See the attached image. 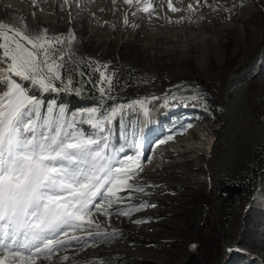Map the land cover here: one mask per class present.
<instances>
[{
	"label": "rangeland",
	"instance_id": "374dc122",
	"mask_svg": "<svg viewBox=\"0 0 264 264\" xmlns=\"http://www.w3.org/2000/svg\"><path fill=\"white\" fill-rule=\"evenodd\" d=\"M35 2L29 0L25 3L28 8H33ZM127 5L125 0H87L85 8L79 10L77 6L66 7L63 0H41L40 13L47 7H53L54 12H49L48 16L62 15L58 27L53 30L42 24L40 19L41 30H47L48 38L63 39V43L52 42L49 49L51 60L62 63L61 79L55 84L80 94L83 99L93 100L104 95L113 101L108 104L106 113L100 114L95 103L75 108L74 102L72 104L59 87L47 96L44 92L32 95L43 101L45 109L53 102L63 107L69 122L75 114L76 129L70 131L79 130L82 134L92 109L96 110V115L108 119L109 152L115 159L133 157L135 161L139 158L143 170L129 183L142 187L144 191H132L130 198L129 193L118 192L117 195L124 199L113 202L110 207L102 201V211H95L88 217L94 223L85 222L82 228H66L58 234L65 243L54 245L51 253L46 257L40 254L36 260L57 254L53 257L55 264H69L73 256L69 259L70 255H61L63 252L77 256L76 253L87 251L96 244L110 248L128 244L133 248L132 254L91 260L76 258L72 264H264V214L254 208L257 204L252 195L264 187V59L261 68L247 83L245 104L234 110V107L223 103L229 75L235 68L241 70L249 66L255 57L254 48L240 50L237 57L236 34L216 29L218 32H214V36L223 39L224 52L220 50V53L231 54L223 66L217 65L215 60L213 69L206 66L199 70L195 62L179 66L173 63L179 57L167 56L159 59L161 67H149L141 58L140 49L145 44L152 45L153 40L150 35H145L143 25L154 21L153 16L158 9L153 11L150 0H133V10L128 12L130 20L125 22ZM145 7L149 10L145 11ZM8 10L1 13L3 19L9 15ZM73 11H78V14L72 20L70 14ZM110 12L112 18L108 21L105 15ZM124 24L132 30L133 38H130L131 43L121 48L116 42ZM165 25L167 33H171L170 40H178L176 37L179 40L191 39L189 35L182 34V38L178 34V31H183L181 23L166 22ZM10 27L17 28L16 25ZM252 32L249 31L250 41L253 40ZM190 41L195 42V39ZM154 44L160 48L173 45L170 41ZM2 51L0 49V55ZM59 57H63V61ZM169 59L172 64L168 63ZM14 78L27 87V81ZM69 80L72 82L70 85ZM180 82L198 83L204 90V94L189 92L166 98L177 112L175 115H180L183 120L180 127L173 123L169 132L176 128L178 133L186 121L185 127L189 130L185 136L178 135L174 140L166 138L164 146L162 140L154 146L156 140L164 136V130L162 135L155 136L146 155L148 142L142 146L137 144L139 140L137 143L132 141L136 101L145 99L146 93L162 95ZM4 90L0 86V93ZM196 94L201 98L189 99ZM146 106L150 110L153 104L149 102ZM156 111L159 114L160 110ZM162 128L160 122L158 129ZM214 139V148L208 153V144ZM112 144H116L118 149L113 151ZM157 148L160 152L156 155ZM180 150L181 153L182 150L187 152L174 155V159H166L169 152ZM226 184L239 185L242 191L234 201H229L223 192ZM145 204L149 206L141 207ZM121 212L128 214L122 215ZM227 244L230 248L226 247Z\"/></svg>",
	"mask_w": 264,
	"mask_h": 264
},
{
	"label": "snow or ice",
	"instance_id": "6c2138e0",
	"mask_svg": "<svg viewBox=\"0 0 264 264\" xmlns=\"http://www.w3.org/2000/svg\"><path fill=\"white\" fill-rule=\"evenodd\" d=\"M125 3L132 5L133 0ZM168 7L179 11L172 0ZM52 42L63 39L48 38L47 30L29 35L0 23V86L5 89L0 93V264H36L40 254L46 257L54 245L65 243L58 234L66 228L94 223L88 217L102 211V201L110 207L124 199L118 192L130 198L132 191H144L129 183L143 170L139 158L115 159L109 152L108 119L92 109L87 122L100 135L70 131L76 129L75 114L69 122L66 110L54 102L45 109L14 78L43 92L56 91L62 63L50 58ZM200 98L196 94L189 99Z\"/></svg>",
	"mask_w": 264,
	"mask_h": 264
},
{
	"label": "bare ground",
	"instance_id": "6f19581e",
	"mask_svg": "<svg viewBox=\"0 0 264 264\" xmlns=\"http://www.w3.org/2000/svg\"><path fill=\"white\" fill-rule=\"evenodd\" d=\"M26 1H29V0H0V23L8 24L9 26L16 25L17 28L24 30L29 35H34L37 33L44 32L43 30H41L42 28L40 27V23H41L40 19L43 20L42 24L46 26H50V28L52 27L51 28L52 30L55 27H58V23L60 22L62 15L56 14L53 17L48 16L49 12H54L53 7H47L42 13H40L39 11L41 8V0H36L33 8H31L32 6L28 8L25 3ZM63 1L65 3V6L68 8L72 6H77V9L82 10L85 8V2L87 0H63ZM150 1L152 2L153 9L154 10L158 9V12L156 13V16H153L154 21L145 22V24L143 25L144 26L143 28H145L144 32H146V34L145 33L144 34L150 35V37L153 40L152 41L153 43L152 45L149 43L145 44L140 49L142 50V52L139 51L140 53H142L141 58L145 60L148 63V65H150L149 67H152V68L161 67L162 64L158 62L159 59L161 60L163 57H167V56H171L170 58H172V56L179 57V58H176L177 59L176 61L173 60L175 61L173 63L179 66H184L188 64L190 61L195 62L198 65L199 70L205 69L206 66H208L209 69L210 68L213 69L215 60H217L216 62L217 65L223 66L224 64H226L225 60H227V58L230 57L231 54L220 53V50L221 52L223 51L222 50L223 49V39L214 36V32L216 33L218 31L221 32V31L229 30L236 34V35L233 34L236 40V45H235L236 54L242 49L246 48V50H248L249 48H254L255 57L253 58L249 66L245 68L243 67V69L241 70H238V68H235L232 70V72H230L228 85L225 88V92H224L225 100L223 103L225 106L232 107V108L234 107V110L236 109V107L243 106V104H245V101H246L247 83L253 78V75H255L257 69L261 68L262 66L261 63L264 59V44H261L264 40V36H263L264 35V0H207L206 4L204 3V0H201V3L199 5L196 4V0H172V6L179 9V11H176V12H173L169 9L168 0H150ZM190 4L193 6L194 10L189 9L188 6ZM239 7H241L240 11H239ZM7 8H9L8 10L9 15H7L5 19H3V17H1V13H3V11ZM103 10H106V9H103ZM129 10H133L132 6L131 5L125 6V11H124L125 22H129L130 20L129 13H128ZM93 11L94 10H91V12ZM76 14H78V11L76 12L73 11L72 14H70V17L71 18L76 17L77 16ZM105 16L108 18V21L109 19L112 18L111 12ZM73 19L74 18H72V20ZM166 22H174V24L175 22L181 23L183 31L182 32L178 31L180 32L178 34H180L181 37H182V34L189 35L190 36L189 38L195 39V42H191L190 41L191 39L189 40L187 37L186 39H183V40H179V37H176L178 40H170L171 33L169 34L166 31V28H165ZM189 25L193 27H189ZM124 26L125 27L121 30V32H119L118 34L119 38H118V41L116 42V45L121 46V48L123 45L128 44L130 40H132L130 38H133V35L131 34L132 30L129 27H127L125 24ZM251 30H253L252 32L253 40L252 41H250L249 39V31L251 32ZM202 34H205V37ZM167 41H170V43L171 44L173 43V45L167 48H160L156 44H154V43H163ZM237 55H234V56L239 57V54ZM168 63H171L170 59ZM26 83L28 84L27 90L29 91V93L31 94H35L39 92L40 94L43 93V91H41L39 87H34L32 84L28 82ZM55 85L56 87L60 88V92L64 94L66 98L70 102H72V104L74 102L73 106L77 109L84 108L88 106V104L90 103H95L97 104L99 113L105 114L108 108L107 107L108 104H110L113 101L112 99H109L108 97L104 95H100L99 97H96L93 100L83 99L80 96V94L71 93V91H69L66 87H61L58 84H55ZM53 92L54 91L50 90L48 92H44V95L47 96ZM189 92L191 93L201 92L202 94H204L202 85L198 83H194V82L177 83L170 89L166 90L162 95L159 93H146V94H148L149 96L152 94H156V95L164 96L165 98H169L170 96L175 95V94H186ZM151 102L154 105L155 100L151 99L150 104ZM156 110H159L158 107H152L150 110H148L146 104L142 106L141 121L145 123V122H149L153 120L158 115ZM175 130L176 128L172 130V133H176ZM84 133H86L89 136L100 135L97 129L93 127H89L88 123L84 124L82 134ZM198 140H200L199 137H198ZM147 142L148 141L146 140V138L143 139L142 137H140L137 144L142 145ZM166 142H167L166 139H164L162 146H164ZM208 145H209V148H211L212 142H210ZM196 148L197 147H195V149ZM159 152H160V148H157L155 154L157 155V153ZM173 152L172 153L169 152L166 159H174V155H177V154L180 155L182 153L184 155L186 154L187 151L182 150V153H181V150L180 152L179 151H175L174 153ZM256 200L264 201V197L261 196L260 194H257ZM226 247L230 248V245L227 244ZM132 249L133 248L129 246L128 244H124V245L122 244L121 246L120 245L113 246L111 248L106 247L105 245L96 244L95 247H92L87 251L81 252L80 254L76 253L77 256H75V253H70V252H63V254L61 255L62 256H64L65 254H67V256L70 255L69 259H71V256H73V259L69 260V264H72L74 260H76V258L80 260H91V259H98V258L105 259L113 255L114 256L123 255L122 253L132 254L133 253ZM55 255L57 254H54L53 257H55ZM53 257L36 260V264H55Z\"/></svg>",
	"mask_w": 264,
	"mask_h": 264
},
{
	"label": "trees",
	"instance_id": "16d2710c",
	"mask_svg": "<svg viewBox=\"0 0 264 264\" xmlns=\"http://www.w3.org/2000/svg\"><path fill=\"white\" fill-rule=\"evenodd\" d=\"M223 192L225 195H227L229 201H234L237 198V196H239L242 193L241 189L239 188V185H228V184H226L223 187Z\"/></svg>",
	"mask_w": 264,
	"mask_h": 264
},
{
	"label": "water",
	"instance_id": "95a60500",
	"mask_svg": "<svg viewBox=\"0 0 264 264\" xmlns=\"http://www.w3.org/2000/svg\"><path fill=\"white\" fill-rule=\"evenodd\" d=\"M226 252H228V249L226 248Z\"/></svg>",
	"mask_w": 264,
	"mask_h": 264
}]
</instances>
